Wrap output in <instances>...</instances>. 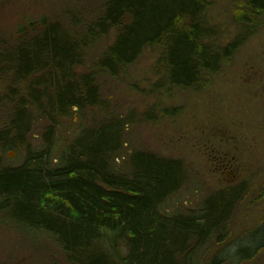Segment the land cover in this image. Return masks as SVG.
Returning a JSON list of instances; mask_svg holds the SVG:
<instances>
[{
  "label": "trees",
  "instance_id": "1",
  "mask_svg": "<svg viewBox=\"0 0 264 264\" xmlns=\"http://www.w3.org/2000/svg\"><path fill=\"white\" fill-rule=\"evenodd\" d=\"M234 1L240 33L227 44L212 39L204 24L208 0L79 3L80 11L70 10V25L44 15L21 24L12 45L0 35V85L7 90L0 105L9 106L0 129V223L52 239L67 264H201L204 245L225 242L235 208L248 194L245 183L211 195L198 211L170 215L163 205L188 179L182 160L134 151L128 169L119 170L129 122L109 114L63 145L56 131L75 109L107 110L97 75L119 78L146 49L161 48L170 88L208 87L264 20V0ZM109 36L113 42L94 69L83 71L88 50ZM41 119L47 126L41 146H34ZM9 150L22 155L19 165L8 163ZM247 239L232 260L264 250V218Z\"/></svg>",
  "mask_w": 264,
  "mask_h": 264
},
{
  "label": "rangeland",
  "instance_id": "2",
  "mask_svg": "<svg viewBox=\"0 0 264 264\" xmlns=\"http://www.w3.org/2000/svg\"><path fill=\"white\" fill-rule=\"evenodd\" d=\"M101 0H0V35L17 40L21 24L49 15L66 25L72 22L71 9L82 4L92 7ZM204 24L218 44H227L240 33L234 20V0H208ZM114 36L102 39L86 54L83 71L95 63ZM161 48L146 49L140 59L119 78L98 74L108 109L79 114L75 109L57 127L58 145L68 142L79 129L98 117L115 116L125 124L126 145L117 168L124 170L127 155L148 151L182 160L188 172L183 188L164 205L173 215L198 211L205 200L220 191L245 183L246 198L235 208L225 242H210L199 252L201 264L219 256L224 264H264V250L250 260H232L249 235L264 218V20L235 53L230 63L212 77L208 87L170 88L160 63ZM0 85V97L6 94ZM76 111V112H75ZM9 106L0 105V129L8 122ZM109 114V115H107ZM103 115V116H102ZM47 123L39 120L32 143L41 146ZM10 165H19L22 155L15 150ZM19 153H24L19 151ZM0 154H3L0 151ZM0 264H67L60 247L50 238L26 236L11 223H0Z\"/></svg>",
  "mask_w": 264,
  "mask_h": 264
},
{
  "label": "water",
  "instance_id": "3",
  "mask_svg": "<svg viewBox=\"0 0 264 264\" xmlns=\"http://www.w3.org/2000/svg\"><path fill=\"white\" fill-rule=\"evenodd\" d=\"M14 154H15V153L11 151V152L9 153V156H10V157H13Z\"/></svg>",
  "mask_w": 264,
  "mask_h": 264
}]
</instances>
